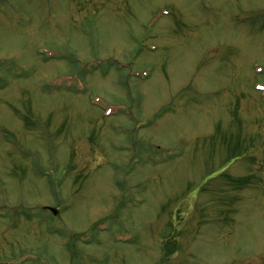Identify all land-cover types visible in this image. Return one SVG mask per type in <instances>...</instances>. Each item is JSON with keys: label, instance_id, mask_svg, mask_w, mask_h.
<instances>
[{"label": "rangeland", "instance_id": "374dc122", "mask_svg": "<svg viewBox=\"0 0 264 264\" xmlns=\"http://www.w3.org/2000/svg\"><path fill=\"white\" fill-rule=\"evenodd\" d=\"M0 264H264V0H0Z\"/></svg>", "mask_w": 264, "mask_h": 264}]
</instances>
